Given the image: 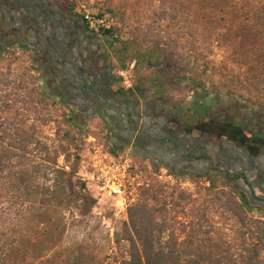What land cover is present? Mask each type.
Returning a JSON list of instances; mask_svg holds the SVG:
<instances>
[{"label": "rangeland", "instance_id": "374dc122", "mask_svg": "<svg viewBox=\"0 0 264 264\" xmlns=\"http://www.w3.org/2000/svg\"><path fill=\"white\" fill-rule=\"evenodd\" d=\"M44 1L63 9L52 0ZM66 1L67 7H74L71 16L82 22L86 12L110 16L112 33L99 35L107 40L120 69L129 72L132 82L136 73L148 71L160 74L166 83L164 90L175 93L177 104L186 102L191 92L206 91L210 104L234 100L264 109V67L247 50L251 42L264 46V21L248 40H230L223 27L216 30L218 36L210 37L215 30L210 26V0ZM4 27L1 21L0 240L8 247L17 238L16 249L25 252L26 263L31 264H123L127 244L120 234L127 208L138 200L141 187L161 182L201 198L209 181L175 177L167 182L159 178L162 169L134 162L138 185L130 188L124 200L99 195L84 180L95 157L104 159V154L111 153L105 147L106 134L100 124L88 123L84 117L75 118L83 124L81 129L72 127L67 121L70 112L60 101L41 100L38 94L44 90L38 85L33 57L16 46H5ZM7 104L14 107L8 109ZM19 123L36 141L28 152L6 143L13 133L11 124ZM68 131L70 144L64 136ZM61 146L72 154L69 162L62 156L58 159V166L68 168L66 172L76 164L75 152L80 158L77 173L70 178L56 174L59 169L51 161ZM212 211L207 213V225L229 230L223 216Z\"/></svg>", "mask_w": 264, "mask_h": 264}, {"label": "crops", "instance_id": "0c3cea01", "mask_svg": "<svg viewBox=\"0 0 264 264\" xmlns=\"http://www.w3.org/2000/svg\"><path fill=\"white\" fill-rule=\"evenodd\" d=\"M19 1L0 4L5 46L33 57L38 85L63 107L100 124L108 154L127 155L179 179L242 173L255 198L264 199V109L234 100L210 104V95L194 92L177 104L160 74L148 71L136 73L124 89L105 38L44 0H23L28 14Z\"/></svg>", "mask_w": 264, "mask_h": 264}, {"label": "trees", "instance_id": "16d2710c", "mask_svg": "<svg viewBox=\"0 0 264 264\" xmlns=\"http://www.w3.org/2000/svg\"><path fill=\"white\" fill-rule=\"evenodd\" d=\"M52 1L69 14L74 10L73 6L67 7L66 0ZM263 21L264 0H210V26L215 28L211 38L218 36L216 30L223 27L230 40L233 37L246 41L254 36L252 30ZM110 33L111 29L100 34ZM248 45L247 50L257 59L256 64L264 67V46L259 42ZM204 93L210 95V92ZM38 95L41 100H55L45 91ZM6 107L14 106L7 104ZM69 112L67 121L81 129L83 124L75 119L77 115ZM10 130L13 133L6 140L9 147L28 152L30 146L36 145L34 136L25 130L23 123L11 124ZM70 135L69 131L64 133L69 140L67 144L72 141ZM71 155L68 147L61 146L56 151L51 160L55 169H59L55 170L56 174L70 178L77 173L80 158L76 152L73 154L76 164L70 172L58 166L61 156L69 162ZM201 178L210 183L201 198L161 182L140 188L138 200L127 208V221L120 234V240L127 244L123 264H264V199L255 198L242 173L228 172L224 176L208 173ZM241 179L247 189L241 186ZM211 209L223 216L229 230L207 225V213ZM12 242L7 247L0 240V264H31L26 263L25 252L16 249L18 239L13 238Z\"/></svg>", "mask_w": 264, "mask_h": 264}, {"label": "built area", "instance_id": "2783aa9c", "mask_svg": "<svg viewBox=\"0 0 264 264\" xmlns=\"http://www.w3.org/2000/svg\"><path fill=\"white\" fill-rule=\"evenodd\" d=\"M83 25L87 31L99 35L104 30H109L112 26L110 16H95L86 12L83 16ZM128 74V75H127ZM122 84L124 89L132 87V78L129 72H121ZM104 159L97 158L92 166V171L86 175L87 181L90 183L99 195H108L111 197H119L122 200L129 194L130 188L138 185L135 181L138 176L135 173L134 160L122 154H104ZM65 169H68L65 167ZM162 174L159 178L167 182H173L176 177L166 169L161 170ZM178 178V177H177ZM182 181L181 179H179ZM209 186V182H206Z\"/></svg>", "mask_w": 264, "mask_h": 264}, {"label": "flooded vegetation", "instance_id": "af4514ba", "mask_svg": "<svg viewBox=\"0 0 264 264\" xmlns=\"http://www.w3.org/2000/svg\"><path fill=\"white\" fill-rule=\"evenodd\" d=\"M2 1H4V0H0V4L2 3ZM18 4H19L20 7H22L21 9H23V10H22L23 13L28 14L27 11H26V8H23V6H25V2H24L23 0H21V1H19ZM21 9H20V10H21ZM30 15H32V13H30ZM28 16H29V15H28ZM0 19H2L1 15H0ZM0 23H1V21H0Z\"/></svg>", "mask_w": 264, "mask_h": 264}]
</instances>
